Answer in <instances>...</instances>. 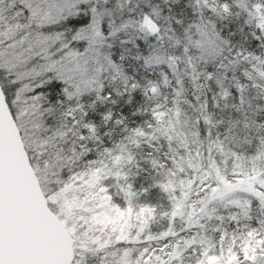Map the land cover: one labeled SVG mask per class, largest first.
Wrapping results in <instances>:
<instances>
[{
    "label": "snow or ice",
    "instance_id": "obj_1",
    "mask_svg": "<svg viewBox=\"0 0 264 264\" xmlns=\"http://www.w3.org/2000/svg\"><path fill=\"white\" fill-rule=\"evenodd\" d=\"M0 264H264V0H0Z\"/></svg>",
    "mask_w": 264,
    "mask_h": 264
}]
</instances>
